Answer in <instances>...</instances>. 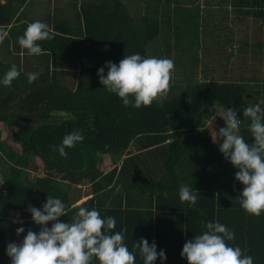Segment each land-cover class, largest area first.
<instances>
[{"label":"trees","instance_id":"obj_1","mask_svg":"<svg viewBox=\"0 0 264 264\" xmlns=\"http://www.w3.org/2000/svg\"><path fill=\"white\" fill-rule=\"evenodd\" d=\"M60 2L53 16L41 19L49 27L54 24V38L39 42L42 54L29 55L26 49L21 52L18 38L35 21L27 18L35 0H0V35L7 33L0 77L13 64L20 70L11 87L0 86V124L17 127L6 141L0 131V264H11L5 251L9 242H20L29 229L39 230L29 207L40 208L47 195L64 201L66 215L60 219L65 222L80 206L114 217L113 231L127 228L124 242L129 250L141 237L154 240L157 251L166 253L164 264H188L181 257L186 240L215 220L234 230L229 244L240 246L254 264H264V213L255 216L241 208L243 186L235 180L237 169L219 151L215 133L225 123L217 118L211 125L207 119L213 107L242 111L246 96L254 92L243 80L213 76L192 84L195 70L177 68L174 52L191 44L200 50L204 44L196 63L212 59L213 72L221 65L227 68L236 55L223 52L214 34L219 24L205 15L204 7L231 6L252 16L264 34V0H204L203 6L201 0ZM174 2L177 7L172 9ZM150 52L174 60L169 90L150 106L126 107L103 88L97 70L106 61L118 63L124 55ZM246 63L243 57L232 71ZM179 71L189 74L178 78ZM29 72L39 73L33 83L28 82ZM69 75L75 76L72 84ZM54 113L62 120L49 121ZM75 130L82 132L83 142L66 148L67 157H61L53 146ZM246 131L242 128L246 141L253 142ZM107 157L111 162L104 167ZM181 183L193 185L200 194L194 206L180 201ZM81 185L90 187V198L72 199L70 191ZM20 226L25 233L17 235ZM92 264L99 261L93 258ZM135 264H143L138 250Z\"/></svg>","mask_w":264,"mask_h":264},{"label":"clouds","instance_id":"obj_2","mask_svg":"<svg viewBox=\"0 0 264 264\" xmlns=\"http://www.w3.org/2000/svg\"><path fill=\"white\" fill-rule=\"evenodd\" d=\"M54 34L46 22L35 20L27 25L18 42L29 55H40L44 49L39 42L53 39ZM174 66L171 58L133 53L124 55L118 63L106 61L97 70V75L103 88L118 96L124 106L140 108L150 106L167 94ZM19 76L20 70L13 64L0 77V86L11 87ZM38 77L39 73L27 74L29 83ZM218 110L208 115L207 119L211 125L217 118L225 123L215 133L219 151L237 169L235 180L243 186L239 196L240 206L245 212L260 216L264 213V100L250 102L242 111L233 107ZM242 128L254 138L253 142L246 141ZM83 140L82 132L75 130L66 133L61 143L53 147L61 157L66 158V148H73ZM178 195L181 202L194 206L200 194L193 185L181 183ZM29 211L39 230L29 229L20 242L7 244L5 251L11 264H92L93 258L99 264H135L137 250L143 264H156L158 258L160 264L167 260L165 251H157L156 242L149 243L145 237L135 241L132 250H129L124 242L127 228L113 231L116 219L102 217L95 207L80 206L74 217L65 222L60 219L66 215L64 201L47 195L40 208L30 206ZM19 223L22 224V221ZM205 228L201 234L187 239L182 247L181 257L188 264H254L253 257L244 254L240 246L228 243L235 239L234 230L218 220L207 222ZM22 233H25V228L17 227L16 234Z\"/></svg>","mask_w":264,"mask_h":264},{"label":"crops","instance_id":"obj_3","mask_svg":"<svg viewBox=\"0 0 264 264\" xmlns=\"http://www.w3.org/2000/svg\"><path fill=\"white\" fill-rule=\"evenodd\" d=\"M2 2L5 3L6 0H2ZM58 4L61 7V2H55V0H35V7L31 11L32 17H30L31 15L28 14L27 18L30 21L39 20V19L41 20V19L46 18L47 15L44 13V9L46 7H49L50 10L48 13H51V15L53 16L55 11H56V8L58 7ZM204 8H205V10H207V13L205 15H207V17L209 19L212 18L214 24L215 23L219 24V25H217L218 28L216 27L214 34L220 40L219 42L220 43L222 42L223 47H224V48H222L223 52L226 54L229 53V54L236 55L232 58V61L229 62V65L227 67L226 72L224 71L223 73H221L218 69L215 72H213L212 74H213V76H217L219 78V80H222V81L225 80V78L231 79V78H233V74L228 75V73H229L228 68H229V70L231 69V71H232L233 65H240L242 58L247 57L246 54H247V47L249 46V44H248L249 42L254 41V39H259L258 44L261 46V44L263 42V46H264V37H263L264 34L261 31H259V29H258L259 24L253 19L252 16L246 17V15H245L246 13L242 14V12H240V11L237 12L236 10H233V8L231 6H228V7L221 9L220 6H218V3H214L213 6H210V7L205 6ZM210 9L217 10L218 14H211ZM21 12H22V10H21ZM38 15H41L42 17L39 18V17H37ZM248 21H251V23L248 24ZM221 23H223V25H220ZM51 26L54 27V24H52ZM52 27H50V28H52ZM253 32H254L255 36H254ZM6 34L0 35V59L1 60L4 59L5 53H7L6 52L7 48L5 47V44H4V38H5ZM253 37H254V39H253ZM201 47H204V44ZM235 47H238V48L234 50ZM201 49H203V48H201ZM219 50H221V48ZM21 52L24 53L23 49H21ZM249 52H251V54H252L251 49L249 50ZM202 56H203L202 50H199V57L202 58ZM22 57H24V55ZM201 61H200V63H201ZM237 62H239V63L237 64ZM250 69H251V58H249L248 64L246 63L245 67L236 66L235 71L243 73L247 70L250 71ZM0 178L2 180V182L0 183V186H1L4 183V180L2 179L1 176H0ZM75 192H76L75 190L70 191V197L71 196L74 197ZM90 194L91 193L89 191V194L83 196L81 201H85L88 198H90V196H91Z\"/></svg>","mask_w":264,"mask_h":264},{"label":"rangeland","instance_id":"obj_4","mask_svg":"<svg viewBox=\"0 0 264 264\" xmlns=\"http://www.w3.org/2000/svg\"><path fill=\"white\" fill-rule=\"evenodd\" d=\"M60 1L61 0H55V2H60ZM67 1H68L67 3H69V4L72 3V0H67ZM201 2L202 3H200V4L203 6L204 0H201ZM175 3H177V2L173 3L174 7H172V9L177 7ZM49 10H50L49 7H46L44 9V13L47 15ZM210 10H211V12H210L211 14H218L217 10H212V9H210ZM71 13H73V12H71ZM70 14H68V15H70ZM37 17L41 18L42 16L38 15ZM250 23H251V21H248V24H250ZM253 34H254V32H253ZM254 36H255V34H254ZM263 37H264V35H263ZM253 39H254V37H253ZM258 40L259 39H254V41H251V42L248 43L249 46L247 47L246 56H247V60H249V58H251V69H250V71L247 70V71H245L243 73L234 71V73H233V71H231V69L229 70V68H228V72H229L228 75H232L233 74V78H231V79L225 78V80L233 81V82H235V81L239 82V81L243 80L244 83L248 86V88L250 90V93H251V91L254 92L253 95L251 94L250 96H246L247 105L250 102H254V101H258V100H264V98H262V96L264 95V92H263L264 91V46H263V42H262V44L260 46L258 44ZM194 43H195V41H194ZM184 48H186V46H184L183 49H180V50H179V47H178L174 51L175 53L178 52L176 54V56L178 58L177 63L179 62L177 68L181 67L183 71L184 70L185 71L189 70L190 72L192 70H195V72H191L192 79L190 80V83H192V84H194L196 82H200L204 78H207V77H208V79H210V77L213 76V74H212V72H213L212 71V67H214L213 64L216 63V62H214V60H212V59H207L208 61L206 60V61H201V63L200 62L196 63L194 58L198 54L199 46L191 44V46L189 48H187V49H184ZM237 48L238 47H235L234 50L237 49ZM250 49L252 51V54H251V52H249ZM200 50H201V48H200ZM254 50L257 51L258 53L257 54L254 53L253 54ZM150 56H152L151 52H150ZM227 62L228 61L225 60V65L227 64ZM238 63L239 62H237V64ZM226 70H227V68L224 67L223 65H221V68H219V71L221 73H223ZM201 71H204V76L203 77H202ZM40 72H42V70ZM178 73H177L178 74V78L185 77V74H189V73H184V72H181V71H179ZM213 77H214V79L219 80V78L217 76H213ZM68 78L70 80V84H72L73 83V79H75V76L73 77V76L69 75ZM183 83H184V81H183ZM258 91L260 92V96L257 94ZM54 114H55L54 118H51L49 121L56 122V121L62 120L61 115H58L56 113H54ZM16 129H17V127H15L14 129H9L4 124H0V131L2 132L3 140H5V141L9 140V138H11V135L16 131ZM110 162H111V159L109 157L104 158V165L103 166L105 167V165L106 164L108 165ZM34 175H35V173H32L31 174V178ZM1 182H2V180L0 178V183ZM75 191L76 192H75V196L74 197L82 199L83 196L89 194L90 187L87 186V185H81V186H78ZM16 215H17V213H16Z\"/></svg>","mask_w":264,"mask_h":264},{"label":"water","instance_id":"obj_5","mask_svg":"<svg viewBox=\"0 0 264 264\" xmlns=\"http://www.w3.org/2000/svg\"><path fill=\"white\" fill-rule=\"evenodd\" d=\"M215 108H218V107H213L210 109L211 114H214V112L219 111L218 109H223V108H218V109H215Z\"/></svg>","mask_w":264,"mask_h":264}]
</instances>
